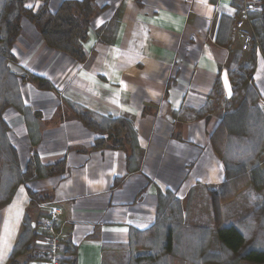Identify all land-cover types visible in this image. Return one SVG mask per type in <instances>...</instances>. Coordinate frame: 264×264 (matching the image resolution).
Here are the masks:
<instances>
[{"label":"crops","instance_id":"0c3cea01","mask_svg":"<svg viewBox=\"0 0 264 264\" xmlns=\"http://www.w3.org/2000/svg\"><path fill=\"white\" fill-rule=\"evenodd\" d=\"M65 1L70 0H49L50 11L56 13ZM140 1L97 0L100 14L84 43L85 63L50 49L36 26L22 19L11 69L20 77L27 72L46 79L55 90L21 84L31 111H6L9 139L24 170L34 153L43 166L65 162V169L19 186L0 210V264H9L22 235L31 209L29 189L51 197L38 210L45 221H54L63 245L70 241L76 247L77 264H104L112 249L130 243L131 230L153 228L161 195L172 192L184 202L194 190H219L225 183L212 136L233 96L230 72L241 68L252 48L242 3ZM252 1L251 12H261L262 0ZM43 5L44 0H26L34 12ZM257 56L254 82L264 110V56L259 50ZM66 102L129 120L141 167L128 146L95 149L100 136L75 120Z\"/></svg>","mask_w":264,"mask_h":264},{"label":"trees","instance_id":"16d2710c","mask_svg":"<svg viewBox=\"0 0 264 264\" xmlns=\"http://www.w3.org/2000/svg\"><path fill=\"white\" fill-rule=\"evenodd\" d=\"M138 3L140 4L141 1L138 0ZM262 3L263 10L261 12H250L248 15V22L252 29V48L248 60L245 61L243 66L230 72L233 96L225 103V115L220 126L212 136L214 149L221 157L225 167V183L220 189L226 188L227 182H229V174L234 173V169L227 168V164L223 158L226 152L224 141H227L232 136L240 135L248 136L251 142L254 141L253 144L255 145L257 143L259 145L261 142L264 144V110L261 106V96L254 82L258 50L264 56V0H262ZM99 14L100 9L98 8L97 0L65 1L56 13L50 11L49 0H44V5L37 12L26 8V0H2L0 7V210L12 201L19 186H26L34 180L62 175L65 169V162L54 167L43 166L37 153H34L27 164V168L24 170L20 163L18 151L9 139L8 132L10 128L4 117L6 111L14 108L26 115L31 111L24 105L20 89L21 84L32 82L40 90H55L54 86L46 79L27 72L20 77L11 69L12 65L17 64L12 49L22 30V19L26 17L36 26L50 49L64 53L79 63H85L84 43L88 40L93 19ZM220 86L221 84L218 82L217 87L220 88ZM243 87L247 88V92L245 93L251 94V97L241 101L237 98H240L239 95L242 94L240 90ZM65 104L75 120L92 133L100 136V139L96 141L95 149L125 150L126 146H128L132 151L131 159L134 160V165H136L137 169L141 167L142 152L138 143L137 132L129 120L106 118L83 107L73 105L70 102H66ZM253 134L255 135V140H253V137H249L253 136ZM32 143L36 146L38 142L32 141ZM252 162V164L241 165L239 170L249 171L253 182L263 181L264 151L261 150L257 159ZM28 194L31 199L30 211L42 203L51 201V197L35 193L30 189L28 190ZM212 195L214 196V194ZM215 199L218 201L214 197V204H216ZM181 203L176 194L172 192L161 195L156 224L145 232L131 230L130 243L126 248L137 249L139 247L138 236L154 234L162 227L165 218L163 207L178 206L180 208ZM31 214V212H28L26 216L22 235L12 252L9 264H30L36 261L47 263L51 260L50 253L46 256L36 255V253L34 255L33 253V251H40L42 248L38 244V241L44 235L39 233L40 220L37 219L36 223L32 219ZM172 230L171 228H167L165 231V240L161 247L163 254L153 251L140 252L135 256V262L137 264H158L159 258L162 255H172L174 249ZM216 235L220 244L232 253H241L245 248L246 237L235 226L220 225ZM132 244L134 245L131 246ZM122 246L124 245H118L117 247ZM63 247V257L60 259V264H77L76 247L70 241H67ZM44 249H47L46 245ZM113 250L115 249H112L111 252ZM235 264H264V250L249 249L243 252Z\"/></svg>","mask_w":264,"mask_h":264},{"label":"rangeland","instance_id":"374dc122","mask_svg":"<svg viewBox=\"0 0 264 264\" xmlns=\"http://www.w3.org/2000/svg\"><path fill=\"white\" fill-rule=\"evenodd\" d=\"M1 4L2 0L0 7ZM243 89L240 90L242 93L239 95L240 98H237L241 101L251 97V94L245 93L247 88ZM254 136L253 134L249 137L255 140ZM253 142L248 136L240 135L224 141L226 147L224 161L227 168L234 169V173L229 174L226 188L214 191L195 190L181 203L180 208L163 207L165 218L157 232L138 236L137 249L126 248L128 245L114 248L113 252L106 254L104 264H137L134 258L140 252L153 251L163 254L161 247L167 228L173 229V254L162 255L158 264H235L243 252L249 249L264 250V180L253 182L249 171L239 170L241 165L252 164L260 151H264L262 142L259 145ZM214 197L218 199V201L215 199L216 204L213 203ZM38 209L39 207H36L30 212L32 219L36 223L39 219L41 223L38 227L39 233L44 235L38 241L42 247L41 251L46 245L45 227L54 221L51 218L45 221L48 217ZM220 225L235 226L245 235L246 244L241 253H232L220 244L216 235ZM37 251L39 250L33 251L34 255Z\"/></svg>","mask_w":264,"mask_h":264},{"label":"built area","instance_id":"2783aa9c","mask_svg":"<svg viewBox=\"0 0 264 264\" xmlns=\"http://www.w3.org/2000/svg\"><path fill=\"white\" fill-rule=\"evenodd\" d=\"M242 3V16L246 22H248V15L252 11V0H240ZM249 23V22H248ZM45 230L47 232L46 247L41 251H37L36 255L46 256L48 253L51 254V260L44 264H60V259L63 257L64 247L62 242L57 236L54 229V222H49Z\"/></svg>","mask_w":264,"mask_h":264},{"label":"snow or ice","instance_id":"6c2138e0","mask_svg":"<svg viewBox=\"0 0 264 264\" xmlns=\"http://www.w3.org/2000/svg\"><path fill=\"white\" fill-rule=\"evenodd\" d=\"M27 7H32V5H31V4H29V5H27Z\"/></svg>","mask_w":264,"mask_h":264}]
</instances>
